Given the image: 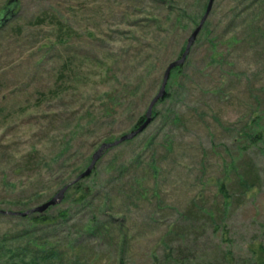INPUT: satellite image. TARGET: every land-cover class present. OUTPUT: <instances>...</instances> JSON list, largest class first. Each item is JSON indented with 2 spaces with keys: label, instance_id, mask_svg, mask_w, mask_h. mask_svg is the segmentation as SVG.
Returning <instances> with one entry per match:
<instances>
[{
  "label": "rangeland",
  "instance_id": "obj_1",
  "mask_svg": "<svg viewBox=\"0 0 264 264\" xmlns=\"http://www.w3.org/2000/svg\"><path fill=\"white\" fill-rule=\"evenodd\" d=\"M207 1L17 0L0 27V211L44 204L101 144L131 131ZM204 26L155 119L80 182L87 205L69 191L45 212L66 219L0 215V242L19 255L30 244L65 252L37 264H150L164 246L255 262L264 247V3L214 0ZM91 219L100 228L89 235ZM23 255L13 263L32 261Z\"/></svg>",
  "mask_w": 264,
  "mask_h": 264
},
{
  "label": "trees",
  "instance_id": "obj_2",
  "mask_svg": "<svg viewBox=\"0 0 264 264\" xmlns=\"http://www.w3.org/2000/svg\"><path fill=\"white\" fill-rule=\"evenodd\" d=\"M259 1H262V3H264V0H257V2H259ZM9 3H10V1H8L6 3V5L3 6L2 10L3 9L5 10V8L8 7ZM244 12H245V9H243L239 13V16L237 18H241V17L245 16L246 13L244 14ZM254 21H255V19L250 18L249 28L253 27V25H255ZM58 26H59V31H61L62 26L61 25H58ZM204 28L206 31L205 26H204ZM183 49L181 50V53H182ZM181 53H180V55H181ZM181 68L182 67L175 69L171 73V75L174 72H176V73L179 72ZM170 78H171V76H170ZM166 98H167V95L165 96L164 100ZM162 102H163V100H162ZM155 117H156L155 114H153V120L155 119ZM142 120H143V117H141L138 120V123L135 124V126L131 130L135 129V127H137L139 125V123H141ZM260 138H261V133L256 134V140H259L261 142L262 140ZM79 184L80 183L69 188L67 190V192H69V191L77 192L78 194H80L78 203H83L84 205H87L89 190L88 189L81 190L79 187ZM80 191H81V193H80ZM220 191H223V187H221ZM66 217H67V212H63V211L59 212L53 218H50V216L45 213V214L39 215V216H32V218L30 219V222H31V224H34V225H47L50 223H54V221H56L57 219H60V218L66 219ZM84 228H85L84 229L85 233L89 234L90 232L95 230V228L99 229L100 226L98 225V223L96 221L91 219V221H89L85 225ZM89 235H91V234H89ZM27 242H28L27 244H30V243L36 242V241L29 238ZM9 247H7L5 245L4 241L0 242V263L1 264H14L15 262L13 263V259L18 258L19 256H20L19 259L24 260V258H25L23 255L24 252L30 257V260H32L29 264H37L36 261L37 262L48 261L50 259L60 258L62 255L64 256V254H65L64 251L56 252L55 249H51V251H49V252L46 251L43 253L42 250L36 248L35 245L30 244L28 246H25L24 249L20 250V252L22 254L19 255L16 253V251L19 250L18 247H15L14 245H11ZM19 259H17V260H19ZM247 262L250 264L249 259L247 260ZM21 263L23 264V262H21ZM21 263H19V264H21ZM150 264H234V263H233V258L231 257L229 252H222L221 253L219 251H214L212 253V255L210 257H208L206 255L199 254L196 251L186 252L185 250H182L180 247L170 246V247L166 248V246H164L163 253L160 256L159 255L158 256L153 255L151 257ZM252 264H264V247L263 246H260L259 251L255 257V262H252Z\"/></svg>",
  "mask_w": 264,
  "mask_h": 264
},
{
  "label": "water",
  "instance_id": "obj_3",
  "mask_svg": "<svg viewBox=\"0 0 264 264\" xmlns=\"http://www.w3.org/2000/svg\"><path fill=\"white\" fill-rule=\"evenodd\" d=\"M213 3H214V0H208L207 1V4H206L205 9H204V13H203L199 23L197 24V26L190 33V35H189V37L185 43V46H184V49H183L181 55L179 56V58L177 60L171 62L166 67V69L164 70L162 80H161V84H160V88H159L157 94L150 101V103L147 107V110L143 116V120L141 121V123H139V125L137 127H135V129L131 130L126 135L121 136L120 138H118L117 140H115L111 143L101 144L100 147L91 156L90 162H89L88 166L85 168V170L82 173H80L73 181H71L69 184H67L62 189H60L52 198H50L44 204H42L36 208L30 209L28 211H25V212L0 211V215L26 218V217L34 215V214H38V215L44 214L48 209L54 208L55 206L59 205L63 201V198H64V196H65V194L69 188L73 187L74 185H76V184L80 183L81 181H83L84 179L88 178L91 175L96 163L101 159V157L107 151H109L115 147H118L119 145H121L125 142L131 141V140L135 139L137 136H139L141 133H143L147 129V127L151 124V122L153 121V109L155 108V106L160 101L164 100V98L166 96V86H167V83L170 79L171 73L175 69H178L185 64L186 59L189 56V53H190L194 43L197 40V37L199 36L200 32L202 31V28L204 27V25L208 19V16L212 10ZM17 4H18L17 0H10L8 7H6L5 10L3 9L0 12V27H2L4 24H6L8 21L11 20L12 16L14 15V11L17 8Z\"/></svg>",
  "mask_w": 264,
  "mask_h": 264
}]
</instances>
